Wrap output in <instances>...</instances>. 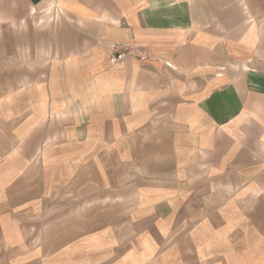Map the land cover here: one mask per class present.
<instances>
[{
  "label": "crops",
  "instance_id": "0c3cea01",
  "mask_svg": "<svg viewBox=\"0 0 264 264\" xmlns=\"http://www.w3.org/2000/svg\"><path fill=\"white\" fill-rule=\"evenodd\" d=\"M0 264H264V0H0Z\"/></svg>",
  "mask_w": 264,
  "mask_h": 264
},
{
  "label": "built area",
  "instance_id": "2783aa9c",
  "mask_svg": "<svg viewBox=\"0 0 264 264\" xmlns=\"http://www.w3.org/2000/svg\"><path fill=\"white\" fill-rule=\"evenodd\" d=\"M110 52L108 64L113 67L123 66L127 58H135L140 61L147 59L146 51L134 42L114 43L108 46Z\"/></svg>",
  "mask_w": 264,
  "mask_h": 264
}]
</instances>
